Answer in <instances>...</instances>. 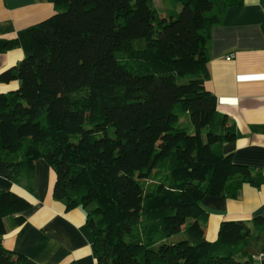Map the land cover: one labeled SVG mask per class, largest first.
<instances>
[{
    "label": "trees",
    "instance_id": "16d2710c",
    "mask_svg": "<svg viewBox=\"0 0 264 264\" xmlns=\"http://www.w3.org/2000/svg\"><path fill=\"white\" fill-rule=\"evenodd\" d=\"M242 2L55 0L54 14L28 30L30 55L0 74L18 83L0 94L6 179L31 195L43 160L53 199L84 212L96 264L264 257V217L222 221L209 242L201 207L204 197L233 199L244 184L264 183L224 153L234 126L206 89L210 31ZM30 208L0 190V264L25 263L1 238L5 219L21 225Z\"/></svg>",
    "mask_w": 264,
    "mask_h": 264
},
{
    "label": "crops",
    "instance_id": "0c3cea01",
    "mask_svg": "<svg viewBox=\"0 0 264 264\" xmlns=\"http://www.w3.org/2000/svg\"><path fill=\"white\" fill-rule=\"evenodd\" d=\"M54 1L0 0V74L30 55L28 30L54 14ZM154 2L160 5V0ZM206 52V89L236 134L224 153L264 177V0L228 7L221 24L210 31ZM17 87V82L0 83V94ZM6 174V164L0 161V190L25 196L31 208L21 214V225H13L16 215L5 219L2 246L25 256L24 264H96L85 214L79 208L67 211L64 203L53 199L55 176L49 166L43 160L35 162L31 195L8 181ZM201 207L207 213L204 238L212 242L222 221L264 217V183L244 184L233 199L204 197ZM252 264H264V257H255Z\"/></svg>",
    "mask_w": 264,
    "mask_h": 264
},
{
    "label": "rangeland",
    "instance_id": "374dc122",
    "mask_svg": "<svg viewBox=\"0 0 264 264\" xmlns=\"http://www.w3.org/2000/svg\"><path fill=\"white\" fill-rule=\"evenodd\" d=\"M135 49H142L145 46L144 41H135L133 43Z\"/></svg>",
    "mask_w": 264,
    "mask_h": 264
}]
</instances>
